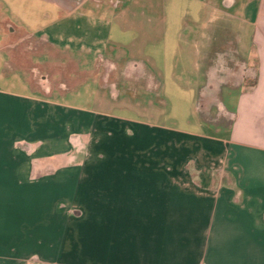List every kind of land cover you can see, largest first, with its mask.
I'll use <instances>...</instances> for the list:
<instances>
[{
    "label": "crops",
    "instance_id": "obj_1",
    "mask_svg": "<svg viewBox=\"0 0 264 264\" xmlns=\"http://www.w3.org/2000/svg\"><path fill=\"white\" fill-rule=\"evenodd\" d=\"M133 1H112L100 38L86 45L85 26L79 25L90 22L80 12L87 1L43 0L66 11L69 20L66 63L53 60L52 69L70 67L71 77L88 73L85 81L95 83L105 67L119 79V72L135 64L153 88L125 82L153 94L162 85L156 72L160 54L166 67L193 63L202 87L214 51L213 26L234 19L251 25L252 61L239 32L235 54L255 76L233 87L241 94L227 139L210 136L203 120L195 134L66 104L53 97L55 86L37 65L28 74L30 68L18 63L46 46L59 50L49 37L37 41L25 33L18 42L0 43V264H264V0H232L227 8L225 0H194L213 7L211 28L208 15L198 30L184 32L192 38L176 32L173 38L187 46H174L173 52L164 36L159 43L150 30L134 34ZM236 6L239 14L232 18L227 10ZM82 56L95 57L96 64L88 66ZM181 77L171 73L175 81ZM70 82L61 77L57 93L70 91ZM161 132L168 134L163 140L170 148L180 145L186 162L145 153L157 150L148 145ZM76 144L89 149L83 157L89 155L68 166Z\"/></svg>",
    "mask_w": 264,
    "mask_h": 264
},
{
    "label": "rangeland",
    "instance_id": "obj_2",
    "mask_svg": "<svg viewBox=\"0 0 264 264\" xmlns=\"http://www.w3.org/2000/svg\"><path fill=\"white\" fill-rule=\"evenodd\" d=\"M86 1L88 3L87 7L80 12L88 13L90 22L87 21L85 24H80L79 27L81 26L83 28L85 26L84 29L87 34L85 33L84 37L86 36L87 41L84 42L86 45H90L93 40L100 38L101 31L106 27V22L110 17L107 13L114 11L113 5L111 4L112 1L114 4L118 2L125 4L126 0ZM237 1L239 3L242 2V0ZM149 2L152 4L151 11L148 8ZM99 3V9L95 8V5ZM133 3L132 10L138 14V23L134 25V34L136 35L138 32L145 33L150 30L156 36V41L159 43L162 42V37L164 36V46L170 48L172 52V47L174 46L183 49L187 46L186 41H179V38H173L176 32H182V35H185L188 39L192 38V36L189 37L186 34L191 29L198 30L201 22L208 15L210 16L208 18L210 21H207V27L211 28V17L215 13V11L213 12L210 9L213 8L212 6H202L194 0H134ZM218 8L222 9L220 5H218ZM238 9L236 6L227 11L234 18L235 14H239ZM142 13L153 18L154 22L152 25L145 21L146 18L140 15ZM66 15V11H57L48 3L43 2V0H0V43L18 42L25 33L35 36L37 41L41 36L49 37V42L59 50L51 51V48L46 46L41 53L31 52L28 55L25 54L24 57L18 58V63H21L27 69L30 68L27 72L28 74H32L31 68L33 66L31 65H37L36 67L41 73L44 72V74L48 75L55 86L53 97L57 100H61L77 108H85L86 110H95L103 113L108 112L114 116L147 125L172 130L176 129L181 132L200 133L202 126L199 125V122L202 119L196 113V103L201 86L198 85V72L194 70V64L191 62H179V69H174L176 64L175 67L174 64L166 67L161 62L160 54H158L156 55L157 59H159L156 65V72L161 76L162 85L157 88L156 92L153 94L142 91L137 92L138 90L134 88L138 86L129 85L122 81L123 84L118 85V96H114V98L111 97L110 93H106L100 88L99 80L95 82L96 84L93 83L94 80L92 82L89 79L85 81L88 73L83 74L84 76L79 78H74L71 77L72 71L70 67L67 70H63L62 68L57 71L53 70L50 64L53 60L56 63H66L67 53L65 46L68 44L67 36L69 34V20L66 19ZM105 19L108 20L106 21ZM223 24L228 26L230 31L240 33L242 49L247 52V55L251 57L252 61L253 44L251 39L253 27L251 25L241 24L235 19ZM79 34L82 35V33ZM37 46L40 45L38 44ZM81 58L86 60L85 62H88V66L96 64L94 63L96 58L93 56H82ZM122 58L120 66L124 67L126 65L124 64L126 57L124 56ZM19 67L17 65L18 69ZM86 68L87 66L84 67V69ZM175 70L176 73H182V80L175 81L171 78V73ZM89 74L92 75L93 71ZM61 77L68 79L69 83L73 80V84L68 87L70 91L61 92L62 94L57 93V88L61 83ZM119 80L121 81V79ZM240 94L241 90L234 88H226L221 92L220 102L227 114H235L237 100ZM200 123L204 125L202 129L205 132H208L214 138L220 139H227L228 131L232 125L231 121H222L217 124ZM168 133L170 139L172 137L174 138L173 133ZM166 135H168L166 132L156 134L154 140H150V145L148 146H150V149L156 147L157 150H150L145 153L150 154L151 159H156L157 157L164 158V156H166V159H173V157L179 156L181 162H186L182 155L184 154V150L180 149V145L175 149L174 146L170 148L168 141L163 140ZM80 151H83L82 153L85 151L88 153L89 149H85V146H83ZM155 151H158V154H155ZM74 152L76 153L75 149L72 148V152L68 155L66 161L68 166L84 160L89 155L86 153L85 157H83L81 154H74ZM115 153L117 152L115 151ZM192 155L193 157L195 156V154ZM117 156H125V154H119Z\"/></svg>",
    "mask_w": 264,
    "mask_h": 264
},
{
    "label": "flooded vegetation",
    "instance_id": "obj_3",
    "mask_svg": "<svg viewBox=\"0 0 264 264\" xmlns=\"http://www.w3.org/2000/svg\"><path fill=\"white\" fill-rule=\"evenodd\" d=\"M225 22L227 21H223V23ZM213 27L215 30L210 32L209 35L212 42V50L214 51L204 70V84L199 90L196 109L203 121L217 124L222 121L232 120V116L224 111L220 102L223 89L237 86L238 82H240L239 80L243 78L251 82L255 72L253 69L243 68L240 59L235 54L237 47L235 33L230 31L228 26L222 25V22L216 23ZM27 43L30 44L29 41ZM115 74L116 71L111 67H105L99 76V81L109 89L112 96L116 92L118 93V85H122L128 79L142 82L145 88H153L150 85L149 78L144 77L141 69L135 64H129L124 70L119 72L121 81L115 78ZM82 148L79 144L74 145L76 151L74 154H81L83 152L80 151Z\"/></svg>",
    "mask_w": 264,
    "mask_h": 264
},
{
    "label": "water",
    "instance_id": "obj_4",
    "mask_svg": "<svg viewBox=\"0 0 264 264\" xmlns=\"http://www.w3.org/2000/svg\"><path fill=\"white\" fill-rule=\"evenodd\" d=\"M231 1L232 0H225L224 2H223V5H224V7H229L230 6V4H231ZM228 2V3H227Z\"/></svg>",
    "mask_w": 264,
    "mask_h": 264
}]
</instances>
